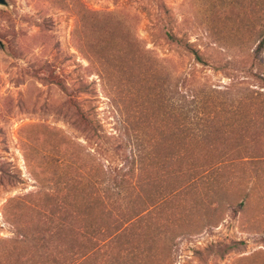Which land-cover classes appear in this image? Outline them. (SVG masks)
Masks as SVG:
<instances>
[{"label":"rangeland","instance_id":"obj_1","mask_svg":"<svg viewBox=\"0 0 264 264\" xmlns=\"http://www.w3.org/2000/svg\"><path fill=\"white\" fill-rule=\"evenodd\" d=\"M6 1L0 264H264V82L248 55L220 69L165 35L201 49L215 33L240 42L242 4ZM169 74L180 91L203 90L208 139L185 147ZM231 95L243 102L220 104ZM132 141L144 168L111 194Z\"/></svg>","mask_w":264,"mask_h":264},{"label":"trees","instance_id":"obj_2","mask_svg":"<svg viewBox=\"0 0 264 264\" xmlns=\"http://www.w3.org/2000/svg\"><path fill=\"white\" fill-rule=\"evenodd\" d=\"M242 4V7L245 9V24L243 26L244 34L241 37L240 42L231 44L230 40L223 36L220 33H215L213 35V46H207L205 49L200 47H195L184 40L183 37L179 36L174 30H166V38L172 43L176 44L178 47L183 48L188 53L192 54L195 60L201 64H212L216 68H227L229 65H234L237 63V60L245 55L252 58L253 64L257 68L256 76L264 82V0H236ZM214 51L215 56L219 55L221 57L227 54H230V59H227L224 63L216 65L208 53ZM213 58H216L213 56ZM220 59V58H219ZM167 78V77H166ZM174 77H171V74L168 75L166 79V96L168 93L171 94L170 100L177 101L178 104L172 103L179 110L178 117H180V132L183 138V143L185 147L188 144L197 140L200 137L209 138V133H206V128H199V126L210 125V111H208V106L210 103L206 102L204 98H201V92L199 88H189L187 91H180L175 82L172 84L171 81ZM182 77L174 79V81H183ZM176 85V86H175ZM232 88V87H231ZM230 86L227 87V91H230ZM242 98L231 95L228 103L222 102L223 106L234 105L236 102H240ZM241 102V103H242ZM86 126L93 132L95 135H99L98 127L94 124V120L88 115H82ZM139 143V142H138ZM132 144V153L129 166V171L124 172L120 177H109L108 180L111 182L110 186H107V189L111 194H121L126 184L130 180L142 172L144 168V156L145 148L141 143L136 144L135 141L130 142ZM146 157V156H145Z\"/></svg>","mask_w":264,"mask_h":264},{"label":"water","instance_id":"obj_3","mask_svg":"<svg viewBox=\"0 0 264 264\" xmlns=\"http://www.w3.org/2000/svg\"><path fill=\"white\" fill-rule=\"evenodd\" d=\"M0 4L6 5L7 4V1L6 0H0ZM0 45L3 46L2 40H0Z\"/></svg>","mask_w":264,"mask_h":264}]
</instances>
